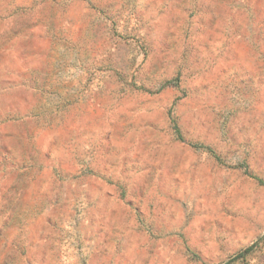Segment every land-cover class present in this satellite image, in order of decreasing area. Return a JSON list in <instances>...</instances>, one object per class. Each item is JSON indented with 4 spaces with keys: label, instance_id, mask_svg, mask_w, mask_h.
Instances as JSON below:
<instances>
[{
    "label": "rangeland",
    "instance_id": "rangeland-1",
    "mask_svg": "<svg viewBox=\"0 0 264 264\" xmlns=\"http://www.w3.org/2000/svg\"><path fill=\"white\" fill-rule=\"evenodd\" d=\"M0 264H264V0H0Z\"/></svg>",
    "mask_w": 264,
    "mask_h": 264
}]
</instances>
